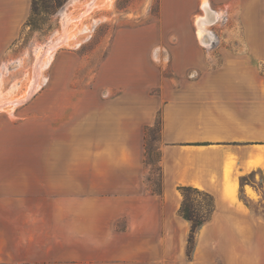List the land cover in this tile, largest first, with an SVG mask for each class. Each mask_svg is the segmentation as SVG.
<instances>
[{
	"label": "crops",
	"instance_id": "crops-1",
	"mask_svg": "<svg viewBox=\"0 0 264 264\" xmlns=\"http://www.w3.org/2000/svg\"><path fill=\"white\" fill-rule=\"evenodd\" d=\"M167 1L161 0L163 24ZM173 1L174 14L198 3ZM30 11L31 0H0L2 70ZM262 28L248 34L245 51L221 53L214 67L196 43L198 26L195 34L176 29L168 50L173 77L160 75L152 62L165 39L160 32L118 31L82 91L70 86L80 59L57 52L49 90L19 108V122L0 110V264L115 261L124 239L108 234L116 220L126 217L127 228L138 230L154 228L161 215L165 222L167 214L186 223L179 186L212 195V217L249 214L240 178L255 171L264 177ZM158 120L161 192L154 193L144 138ZM242 195L258 198L248 185Z\"/></svg>",
	"mask_w": 264,
	"mask_h": 264
},
{
	"label": "rangeland",
	"instance_id": "rangeland-1",
	"mask_svg": "<svg viewBox=\"0 0 264 264\" xmlns=\"http://www.w3.org/2000/svg\"><path fill=\"white\" fill-rule=\"evenodd\" d=\"M197 2L195 7L186 4L180 14H174L177 7L173 0H168L164 8L166 24H163L161 0H36L35 30L29 27L22 30L5 56V69H0V110L9 111L13 122L18 123L19 108L49 90L51 65L59 51L74 52L80 59L70 86L77 91L88 89L98 65L121 30L160 32L166 42L161 38L162 43L156 45L152 62L160 75L173 77L168 62V50L176 41L173 34L176 29L195 34L197 20L206 14L204 3L214 21L202 29L201 39L197 38L200 42L196 39V43L210 53L209 67L219 64L221 53L227 50L245 51L249 46L248 34L263 29L259 19L260 15L264 16V0ZM181 19L185 23L178 21ZM41 63L44 66L40 69ZM261 72L264 74V67ZM188 75L194 77L195 73L191 71ZM159 146L156 131L148 134L145 161L150 166L147 177L150 182L147 184L156 192L161 191ZM244 185L258 195L250 201L240 194L249 214L214 215L213 222L204 224V229L197 232L190 256L188 222L180 224L167 214L165 222L161 215L154 228L138 230L127 228L128 221L123 217L115 221L114 232L108 231L109 235L116 233L124 237L119 247L121 256L115 261L110 256L111 261L91 264H264V177L259 171L252 172ZM194 200L195 204L203 203L202 197ZM133 222L140 219L133 218Z\"/></svg>",
	"mask_w": 264,
	"mask_h": 264
},
{
	"label": "trees",
	"instance_id": "trees-1",
	"mask_svg": "<svg viewBox=\"0 0 264 264\" xmlns=\"http://www.w3.org/2000/svg\"><path fill=\"white\" fill-rule=\"evenodd\" d=\"M53 1L58 2L59 0H53ZM35 3H36V0H31V11L26 21V24H25V27L32 28V30H35V24H33V15L35 14V11H36ZM153 131H156V133L159 135V141H160V121L159 120L157 121L156 125L153 128H148L145 131V138H144L145 157H146V149H147L146 148L147 135ZM159 159H160V153H159ZM160 179H161V175H160ZM147 181L150 182L149 179ZM246 181H247V176L240 178V194L241 195H242V187ZM177 190L182 197V202L179 208V215L183 220L188 222L190 225L189 235L187 239L188 256H190L197 232L202 228L204 224H206L211 219L212 214L214 213L215 201L212 195L204 191L198 190L196 188L179 186L177 187ZM152 192L160 193L161 191L160 192L152 191ZM195 197H202L203 203L195 204V200H194Z\"/></svg>",
	"mask_w": 264,
	"mask_h": 264
},
{
	"label": "bare ground",
	"instance_id": "bare-ground-1",
	"mask_svg": "<svg viewBox=\"0 0 264 264\" xmlns=\"http://www.w3.org/2000/svg\"><path fill=\"white\" fill-rule=\"evenodd\" d=\"M204 7V12L205 17L201 19V21L197 20V26H198V35L199 37H201V31L202 29L207 25L210 24L212 21H214V17L211 15L210 11L208 9H205V7L207 8V4H203ZM53 48V46L51 48L48 49V51H51V49ZM44 65L41 63L40 65V69L43 67ZM36 86L33 87V89L31 91H33L35 89Z\"/></svg>",
	"mask_w": 264,
	"mask_h": 264
}]
</instances>
